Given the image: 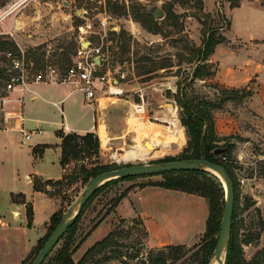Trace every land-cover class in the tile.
<instances>
[{"label":"rangeland","instance_id":"1","mask_svg":"<svg viewBox=\"0 0 264 264\" xmlns=\"http://www.w3.org/2000/svg\"><path fill=\"white\" fill-rule=\"evenodd\" d=\"M17 1L19 0H0V5L6 7ZM205 1L208 9H214L213 13L205 10L204 0L203 8L200 0H27L0 26V31L6 30L7 27L14 28V36H0V93L4 91L8 65L4 55L6 49L17 51L23 48L28 63L35 70L54 64L64 72L77 57L80 40L78 27L85 22H90L93 30L88 34V38L95 45L102 47L105 58L102 71L110 72L115 77L125 76L121 85L125 89L124 95L117 97L99 94V101L93 100L89 103H95V117H101V122L106 124H102L104 127H101L100 133L98 129L91 132L100 140L97 149L89 153L83 151L77 157L71 158L66 166L62 165L61 183L46 186L51 192L56 189L61 193L54 196L59 201L58 209L62 206L64 210L61 221L74 214L75 207L91 180L80 168L91 169L93 166L102 165L119 168L139 163L157 165L168 162L163 161L166 158L183 160L180 157L188 144V136L185 126L181 123L180 108L174 97L178 87L172 90L169 80L174 76L173 79L177 84L181 83L186 92L198 96V102H219L223 96L221 92L226 88L211 81L191 79L194 63H189L188 59L192 56L193 46L202 44L204 30L216 28L218 34H224L230 22L231 28L235 30L247 29L254 25L264 33V0H242L241 5L236 7H232V3L241 0ZM153 6L164 10L162 18L148 13ZM104 20H107V27L102 24ZM109 26L113 28L109 29ZM212 64V69H215L216 65ZM45 84L49 85L40 87L43 88L42 97L33 103L26 101L22 107L26 117L24 127L32 131L37 125L35 120L40 118L46 120L39 123L47 131L44 134H53V130L59 128L55 132L60 136L85 135L86 133L65 131L61 124L63 121L72 125L75 121H79L80 125L91 123L92 109L85 102L83 93L74 90L77 85ZM70 91V96L60 104L65 112L64 120L60 110L50 101L58 100V97ZM235 99L236 106L230 111L236 115L240 129L230 133L235 136L232 138L235 142L233 178L236 194L234 204L237 208L234 223L239 231L244 258L251 261L264 249V132H259L260 135L254 139L239 135L248 134L256 127L243 113L246 110H238L242 98ZM135 105L144 106L145 112L139 113ZM13 106L15 110L12 112V118L19 114V105ZM216 110H212L213 117ZM3 117L5 118L0 114L1 120ZM174 120L176 127L170 123ZM174 129L183 133L180 134L183 140L171 141L166 145L165 142L173 135ZM151 139L159 141L153 149L146 150L144 155L134 160L126 159L127 154L133 151V145H144L143 143ZM222 143L224 142L221 141ZM80 145L83 146L82 143ZM192 160L196 159L189 161ZM65 174H68V179L63 178ZM161 180L162 175L139 176L105 187L89 205L76 230L74 260L79 262L92 245L116 230L115 245L88 257L85 264H152L149 259L151 251L168 244L158 245L152 241L141 219L122 220L130 214L129 200L113 212L108 210L115 195L130 187L135 188L147 182ZM222 182L226 198V186L224 181ZM137 198L138 195H133L131 199L134 202ZM169 203L177 209L173 224L179 222V226H182L187 222L183 220L185 216L179 218L183 214L180 209L185 208L184 203L178 200ZM3 217L9 219L7 214ZM39 224L43 222L40 220ZM179 226L176 231H183V227ZM50 230L49 221L46 234L37 240L20 264H28L34 258L40 240ZM202 237L203 233H200L192 237L190 242L183 244L187 250L174 264H196ZM63 242L64 239L59 242L46 262L56 254ZM180 244L182 243L173 245Z\"/></svg>","mask_w":264,"mask_h":264},{"label":"crops","instance_id":"2","mask_svg":"<svg viewBox=\"0 0 264 264\" xmlns=\"http://www.w3.org/2000/svg\"><path fill=\"white\" fill-rule=\"evenodd\" d=\"M204 5L207 12L213 13L214 9H208L205 0ZM223 33L228 42L217 45L209 59V62L216 65L215 74L198 80L211 81L226 89L247 88L251 91L250 95L242 98L245 107L239 102L238 110L239 112L246 110L243 113L256 128L248 134L240 132L239 135L254 139L260 135L259 132H264V33L254 25L247 29L235 30L231 28V22ZM173 78L174 76L168 82L172 90L178 87ZM43 85L49 84H34L23 93L11 92L4 109L0 110V114L5 116L0 119V217L4 218L5 214L9 216V219H6L9 226L0 227V264H20L37 240L46 234L47 222L59 207L58 199L33 188V177L43 179L62 177V137L55 132L59 128H55L53 134H44L47 131L39 123L46 120L37 118L35 120L37 125L32 130L41 128L44 132L33 134L26 142H23V134L17 131L21 125L19 118L21 112L25 125L26 117L22 110L24 103L26 101L33 103L42 97L43 88L40 87ZM72 91L58 97V100L48 101L54 106L55 103H64ZM22 94L24 102L21 104L18 98ZM100 99L99 96L96 101ZM235 100L237 99L226 101L222 108L214 112L215 130L219 137L231 135V132L240 129L236 115L230 111L236 106ZM87 103L92 109L91 123L88 125H80L79 121H75L73 125L68 123L71 131L88 133L98 129L100 133L101 127H104L102 124L105 123L101 122V117H95V103ZM13 104L19 105V114L12 118V112L15 110ZM61 124L63 127V122ZM161 132L164 133L163 130ZM240 157L241 154L238 155V159ZM13 195L18 198L13 200ZM133 195H138V200L133 202L131 199ZM127 200L130 201V214L125 219H141L150 239L158 245L185 244L190 242L192 237L204 233L206 229L209 205L207 200L199 195L147 185L132 188L117 208ZM175 200L183 202L185 206L180 209L182 212L179 211L183 213L179 218L185 216L183 220H187L182 226H179V222L173 224L177 209L169 202ZM28 204L33 208L31 222L27 215ZM17 212L19 216H15ZM40 220L43 224H39ZM178 226L183 227V231H176Z\"/></svg>","mask_w":264,"mask_h":264},{"label":"trees","instance_id":"3","mask_svg":"<svg viewBox=\"0 0 264 264\" xmlns=\"http://www.w3.org/2000/svg\"><path fill=\"white\" fill-rule=\"evenodd\" d=\"M200 1L201 8H203L202 0ZM240 3V1H235L232 3V7L239 6ZM217 30L218 29L216 28H210L208 31L204 30L205 32L203 31L204 38L202 44L200 46H193L192 56L188 59L189 63H194V69L191 75V79H201L215 74L216 68L212 69L213 64L209 62L210 56L215 51L217 45L228 42L227 37L224 34H218ZM6 78L7 76L5 74L4 80H6ZM221 93L223 94V96L220 98L219 102L213 103L208 100H202L198 102L196 101L198 96L189 94L188 92H186L181 83L178 84V89L174 94V97L180 108L181 123L183 126H185L188 136V144L182 151L180 159L190 160L204 158L211 162L223 165L231 178L234 190L233 163L235 162V158L233 157V150L235 148V142L232 140V138L235 136H217L212 110L222 108L223 104L230 99H235L236 97L244 98L250 95L251 91L247 88L224 89ZM61 137V164L63 166H66L71 158L77 157L83 151H87L89 153L93 150H96L100 141L98 137L91 132H88L83 136L78 134H64ZM221 141H223L224 143L221 144ZM80 143H82L83 146H81ZM217 148H223L224 150L220 154H216L215 150ZM223 155H227L229 161H224L223 159H221ZM174 160L176 159L166 158L163 161ZM80 169L83 170V172H85L89 177L93 178L95 175L103 171L114 168L109 165H102L93 166L91 169ZM160 175H162L163 180L147 182L141 184L140 186L144 187L147 185H153L164 187L167 189L180 190L186 193L199 195L207 200L209 205V214L206 221V229L203 233L201 244L199 245V248L197 250L198 257L196 264H213L226 204L223 182L214 173L203 169L164 172ZM68 177V174H65L63 178L68 179ZM134 177L139 176L119 177L111 179L99 186L84 204L74 223L68 228L66 233L60 239V241L64 239V242L59 247L56 254L46 262L50 254L56 248L55 247L42 264H85L88 257L115 245L116 230H113L104 238L92 245L79 262H76L73 258V255L76 251L74 236L79 223L86 213L89 205L105 187H108L120 181L132 179ZM53 183L59 184L61 183V180L59 179L54 181L53 179H43L40 177H35L33 180V188L35 191L44 192L50 197H54L58 194L60 195V191H57L56 189L54 190V192H51L47 189L46 186L52 185ZM131 189L132 187L128 188L126 191L120 194L115 195L110 201V208L108 211H115L122 199ZM234 197L236 199V194H234ZM17 198L18 196L13 195V200H16ZM236 209V205L234 204L231 232L227 246L226 264H264V249L260 250L251 261H247L244 258L242 242L238 235L239 231L237 225L234 223V220L236 219ZM63 212L64 210L61 206L51 216V230L40 240V246L38 247L36 255L44 246L45 242L48 240L55 227L61 222L62 216L64 214ZM27 215L31 222V219L33 217V208L30 204H28L27 207ZM124 219L125 218H122V220ZM186 250L187 248L183 244H169L163 246L158 250H152L149 259L152 264H174L176 260L183 256ZM34 258L28 264H31Z\"/></svg>","mask_w":264,"mask_h":264},{"label":"built area","instance_id":"4","mask_svg":"<svg viewBox=\"0 0 264 264\" xmlns=\"http://www.w3.org/2000/svg\"><path fill=\"white\" fill-rule=\"evenodd\" d=\"M27 0H19L16 3L3 7L0 5V26H2L6 19L13 15L20 7L24 5ZM104 26L107 25V20L102 21ZM107 27V26H106ZM80 40L78 45L77 57L72 63L67 66L63 72L59 66L54 64L47 65L46 68L35 70L27 61V55L23 48L17 51L6 50L4 51L5 58L8 60L6 68V80H4V91L0 93V110L4 109L6 101L11 92L19 91L23 93L29 90L30 86L39 83H62L77 85L74 90L81 91L87 102L97 100L99 94H107L109 96L120 97L124 95L125 89L121 86L124 79L123 76H112L110 72H103L102 67L105 64V58L102 47L95 45L92 40L88 38V34L93 32L90 22H85L79 27ZM113 27L109 26V29ZM1 35L14 36V28L7 27L6 30L0 31ZM83 42H88L87 46ZM99 59V63L96 61ZM19 101L23 102V94L20 96ZM60 103H55L65 120V112L60 107ZM21 125L17 129L23 134L24 141H29L34 133L42 134L44 132L41 128H36L32 131L27 130L23 125V115H19ZM63 129L71 131L68 122L63 121ZM224 161H229L227 155L222 157ZM19 216V212L15 213ZM9 226V222L5 218L0 217V227Z\"/></svg>","mask_w":264,"mask_h":264},{"label":"water","instance_id":"5","mask_svg":"<svg viewBox=\"0 0 264 264\" xmlns=\"http://www.w3.org/2000/svg\"><path fill=\"white\" fill-rule=\"evenodd\" d=\"M148 13L154 15L156 18H162L164 16V10L159 6H153L148 10ZM81 14V12H79ZM84 46L88 45V42H83ZM99 63V59H96ZM224 149L217 148L216 154H220ZM203 169L210 171L217 175L226 186V204L224 214L222 218L221 230L218 238L217 248L215 252V258L221 260L223 250L226 249L225 260L221 264H226L227 260V246L229 236L231 232L232 216L234 210V190L231 178L225 169V167L219 163L211 162L207 159H196V160H174L168 161L157 165L150 164H130L119 168L103 171L93 178H91L85 192L79 200V206L76 212L70 217L61 221L54 229L44 246L35 256L31 264H42L52 250L58 245L62 236L66 233L68 228L74 223L82 207L87 200L92 196L95 190L104 184L105 182L119 178V177H131V176H149V175H160L164 172L182 171V170H195ZM223 177V179L221 178Z\"/></svg>","mask_w":264,"mask_h":264},{"label":"bare ground","instance_id":"6","mask_svg":"<svg viewBox=\"0 0 264 264\" xmlns=\"http://www.w3.org/2000/svg\"><path fill=\"white\" fill-rule=\"evenodd\" d=\"M137 108H138V112L139 113H143V112H145V107L144 106H139V105H135ZM170 106V105H169ZM171 107V106H170ZM172 108H174V107H172ZM139 115V114H138ZM141 117V116H140ZM170 121V120H169ZM171 124H173V126H177L176 125V121L174 120V121H172V122H170ZM181 131H177V130H173V135H170L169 137H168V140L165 142V144L167 145V144H169L171 141L172 142H175L176 140L177 141H180L181 142V140H183V137H182V135H180V134H183L182 132L180 133ZM102 135H103V137L105 136V134H104V132L102 133ZM139 141V140H138ZM161 141V140H160ZM159 142V141H158ZM158 142H155V140H150L149 142H146V143H143L144 145H139V144H137V145H133V147H134V149H133V151L131 152V153H128L127 154V157H126V159H132V160H134V159H136L138 156H141V155H144L145 153H146V150H151V149H153L154 148V146L158 143ZM182 142H184V141H182ZM134 143H135V141H134ZM140 143V142H139ZM182 145V144H181ZM222 179H223V177H221ZM78 206H79V202L77 203V205H76V207H75V212L77 211V209H78ZM225 253H226V249H224L223 250V253H222V255H221V260H219V259H216V258H214V261H213V264H221L224 260H225Z\"/></svg>","mask_w":264,"mask_h":264},{"label":"clouds","instance_id":"7","mask_svg":"<svg viewBox=\"0 0 264 264\" xmlns=\"http://www.w3.org/2000/svg\"><path fill=\"white\" fill-rule=\"evenodd\" d=\"M21 2H22V0H21Z\"/></svg>","mask_w":264,"mask_h":264}]
</instances>
